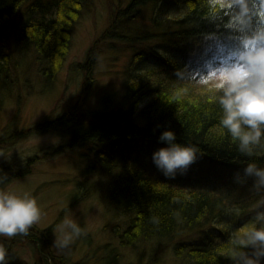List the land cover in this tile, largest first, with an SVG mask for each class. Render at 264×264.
Masks as SVG:
<instances>
[{
    "label": "trees",
    "instance_id": "1",
    "mask_svg": "<svg viewBox=\"0 0 264 264\" xmlns=\"http://www.w3.org/2000/svg\"><path fill=\"white\" fill-rule=\"evenodd\" d=\"M89 1L0 0V81H16L28 60L39 62L41 75L52 80L68 53L73 25ZM110 1L116 3L114 20L119 26L128 29L135 16L148 9L151 29L161 41L168 39L161 45L170 41L169 48H181L186 44V54L169 51V56H163L155 49L150 55L138 53L134 66L144 71L133 73L134 66L130 67L120 104H106L90 117L75 106L55 120L47 119L45 129L38 128L67 134L71 145H99L98 164L112 179L107 193L110 210L124 226L115 236L121 246L135 253L134 264H146L145 256L148 264H155L169 247L174 249L176 264H231L227 258L230 236L239 231L236 228L248 225L264 201V192H257L253 178L244 175L250 162L264 167V139L252 147L251 155L240 152L238 142L219 123L223 114L217 102L220 89L200 95L186 94L181 88L209 86L220 81L227 69L240 65L236 57L195 62L188 54L207 36L224 45L226 56L256 45L257 35L264 33V0ZM241 2L247 8L242 15ZM174 10L183 16L173 19ZM149 94L151 100L139 108ZM169 128L176 132L177 142L200 149L187 174L168 179L156 166L124 162L127 156L148 153L152 146L156 150L166 146L159 136ZM10 138L3 133L0 145ZM121 163L125 165L120 171ZM219 217L232 223L231 227L208 229ZM195 231L201 233L198 241L183 239ZM19 235L35 247L42 242V236L30 230ZM48 240L35 263L80 264L54 254ZM122 256L104 255L103 264H118Z\"/></svg>",
    "mask_w": 264,
    "mask_h": 264
},
{
    "label": "rangeland",
    "instance_id": "2",
    "mask_svg": "<svg viewBox=\"0 0 264 264\" xmlns=\"http://www.w3.org/2000/svg\"><path fill=\"white\" fill-rule=\"evenodd\" d=\"M123 7H127L126 2ZM115 8L116 3L110 0L88 2L73 25L68 53L63 56L62 64L52 80H46L41 75L39 62L34 64V61L28 60L16 81H0V137L5 132L11 137L0 145V153L8 157H0V168L8 174L0 190L16 194L29 192L41 208L40 220L29 229L42 236V242L36 247L19 234L12 238H0L13 257L12 264H39L35 262L38 251L44 252L45 239H49L54 254L66 256L80 264H103L104 255H123L118 264H134L138 260L135 253L121 246L115 236V232L122 231L124 226L116 213L110 210L107 193L112 179L98 164L95 154L101 149L99 145H91V151L90 144L71 145L70 137L61 131L38 128H43L47 119L55 120L75 106L79 113L90 117L91 112L106 104H120L128 87V71L134 66L136 54L143 52L150 55L153 49L163 56L172 53L181 55L182 51L186 54V44H181V48H169L166 45L170 41L161 45L168 39L161 41L151 29L148 9L141 11V15L138 13L135 21L126 29V25L119 26L114 20ZM134 9L132 6L130 10ZM130 10L128 13L132 15ZM180 12L174 10L172 18L182 17L183 13ZM219 44L218 40L207 36L202 43L194 46L188 57L195 62L201 58L211 62L213 59L227 60L230 57H236L239 61V53L226 56L224 45L220 47ZM248 46L254 48L256 45ZM137 70L138 67L134 66L133 73ZM218 85L219 81H216L209 86L181 89L186 94L208 95L205 92L212 88L219 89ZM148 88L151 87L148 85ZM152 97L149 94L139 108ZM154 151L156 147L152 146L148 153L127 156L124 162L155 166L152 161ZM122 165L125 164L121 163L118 170H123ZM66 216L75 220L85 234L69 247L60 249L53 242L54 229ZM223 217L229 216L225 214ZM231 225L219 217L207 227L211 230L216 227L227 229ZM200 237V231H195L183 239L187 242L198 241ZM174 255V249L169 247L155 264H176ZM144 261L148 264L149 257L145 256Z\"/></svg>",
    "mask_w": 264,
    "mask_h": 264
},
{
    "label": "clouds",
    "instance_id": "3",
    "mask_svg": "<svg viewBox=\"0 0 264 264\" xmlns=\"http://www.w3.org/2000/svg\"><path fill=\"white\" fill-rule=\"evenodd\" d=\"M241 15L247 8L240 3ZM254 48L239 53L240 65L227 69L220 77L218 104L222 110L220 125L238 142L239 151L251 155L252 147L264 139V33L256 37ZM166 146L153 152L152 161L168 179L187 174L201 155L195 145L177 142L175 131L165 129L159 136ZM0 157L8 158L3 153ZM0 168V185L7 180ZM244 175L254 180L257 192H264V167L250 162ZM41 218V208L29 192L16 194L0 190V238L27 235ZM155 222V221H154ZM58 232V235L55 233ZM82 227L66 216L54 229V244L63 249L84 235ZM227 258L231 264H264V201L260 202L248 225L230 236ZM13 257L3 240H0V264H12Z\"/></svg>",
    "mask_w": 264,
    "mask_h": 264
},
{
    "label": "snow or ice",
    "instance_id": "4",
    "mask_svg": "<svg viewBox=\"0 0 264 264\" xmlns=\"http://www.w3.org/2000/svg\"><path fill=\"white\" fill-rule=\"evenodd\" d=\"M223 74H224V73H223ZM223 74H222V75H223ZM222 75H221V76H222Z\"/></svg>",
    "mask_w": 264,
    "mask_h": 264
}]
</instances>
